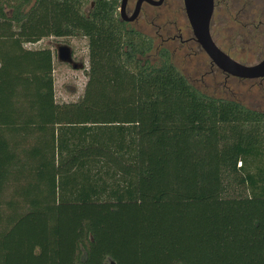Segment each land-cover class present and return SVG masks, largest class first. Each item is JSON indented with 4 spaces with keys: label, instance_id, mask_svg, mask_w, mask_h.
Instances as JSON below:
<instances>
[{
    "label": "trees",
    "instance_id": "16d2710c",
    "mask_svg": "<svg viewBox=\"0 0 264 264\" xmlns=\"http://www.w3.org/2000/svg\"><path fill=\"white\" fill-rule=\"evenodd\" d=\"M49 36L87 41L76 101ZM153 45L117 0H0V264H264V111Z\"/></svg>",
    "mask_w": 264,
    "mask_h": 264
},
{
    "label": "rangeland",
    "instance_id": "374dc122",
    "mask_svg": "<svg viewBox=\"0 0 264 264\" xmlns=\"http://www.w3.org/2000/svg\"><path fill=\"white\" fill-rule=\"evenodd\" d=\"M130 27L152 38L153 49L147 55L152 64L158 62L159 49L166 48L173 64L200 91L264 111V78L226 76L212 65L193 38L182 0H165L160 7L145 6ZM210 33L217 46L236 61L246 65L259 62L264 58V0H214ZM60 45L71 48L77 68L57 59ZM25 46L53 51L56 102H73L81 97L87 81L86 39L49 36Z\"/></svg>",
    "mask_w": 264,
    "mask_h": 264
},
{
    "label": "water",
    "instance_id": "95a60500",
    "mask_svg": "<svg viewBox=\"0 0 264 264\" xmlns=\"http://www.w3.org/2000/svg\"><path fill=\"white\" fill-rule=\"evenodd\" d=\"M125 1L123 0L121 4V17L127 21H133L139 13L141 2L144 0H138L134 12L128 18L123 16ZM145 1L156 6L161 5L163 2V0ZM183 5L193 38L209 57L212 65L228 76L242 79L264 78V58L252 65L240 63L220 49L212 39L210 22L214 9V0H183ZM57 59L63 63L72 64L74 68L78 67L73 61L71 48L67 45H60L57 48ZM111 264L114 263L111 262Z\"/></svg>",
    "mask_w": 264,
    "mask_h": 264
},
{
    "label": "flooded vegetation",
    "instance_id": "af4514ba",
    "mask_svg": "<svg viewBox=\"0 0 264 264\" xmlns=\"http://www.w3.org/2000/svg\"><path fill=\"white\" fill-rule=\"evenodd\" d=\"M122 1L123 0H117L118 2V14H119V18L120 20H122L124 23H126L127 25L130 26L131 23L135 22L136 20H138L140 14H141V11L142 9L145 7V6H149V7H160L164 4L165 0H163L162 4L161 5H153L151 3H149L148 1H142L141 4H140V7H139V13L137 15V17L133 20V21H127L125 20V18H122L121 17V4H122ZM183 1V0H182ZM138 0H126L125 1V5H124V13H123V16L128 18L132 15V13L134 12V9L136 7V4H137ZM144 34V33H143ZM146 35V34H145ZM148 36V35H147ZM222 72V71H221ZM223 73V72H222ZM225 74V73H224ZM226 75V74H225ZM228 76V75H226ZM262 79V78H261Z\"/></svg>",
    "mask_w": 264,
    "mask_h": 264
}]
</instances>
